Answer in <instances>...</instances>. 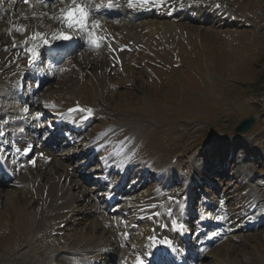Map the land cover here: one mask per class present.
<instances>
[{
	"label": "rangeland",
	"instance_id": "374dc122",
	"mask_svg": "<svg viewBox=\"0 0 264 264\" xmlns=\"http://www.w3.org/2000/svg\"><path fill=\"white\" fill-rule=\"evenodd\" d=\"M11 1L0 0V10L6 13ZM217 1L221 2L216 5H222L223 12L219 10L223 15L205 13L199 18L193 16L189 22L182 21L181 16L176 18V23L164 17L144 20L146 23L155 21L158 26L152 34L147 25L139 27L140 36L133 39L136 41L132 51L111 70L107 52L102 55L104 49L97 50L99 53L90 57L91 46L82 45L77 59L85 62L84 65L92 61L95 67H91L92 73L87 70L83 79L79 71L72 70L76 69L74 67L65 73V64L59 71L60 78L48 84L39 95L41 101L42 97L50 94L77 89L75 87L83 80L91 82L96 72L105 73L108 68L111 84L104 91L99 114L87 136L113 124L119 128L127 127L128 131L144 125L149 135L156 136L153 152L164 157V167L149 169L147 161L142 158L145 156L144 145L141 147L139 142L134 149L124 145L128 147V153L134 151L133 162L126 173V185L120 179L113 182L114 186L123 184L130 192L136 193L134 200L138 199L139 203L153 196L160 187L173 193L172 196L179 201L188 195L187 188L193 187L196 194L194 203L202 202L204 198L214 199L213 206H218L224 197L234 209L244 211L246 202L243 196L248 184L243 185L242 180L245 179L240 176L244 173L243 177L252 185L264 183V0ZM188 3L191 2L188 0ZM18 6L22 10L14 3L11 14L35 13L29 12L33 8L27 3ZM0 43L9 49L12 43V36L4 34L2 29ZM9 49L6 52H10ZM38 107L44 110L43 103ZM133 115L137 117L131 119ZM252 116L256 119L254 127L245 135L237 134L236 127ZM55 145L51 143L49 146ZM58 145L61 151L54 153L69 152L63 143ZM114 149L115 146L108 147L110 154L107 155L119 154L118 145L111 153ZM70 155L58 158L47 172H27L12 186L1 187L4 192L0 193V264H23L26 258L30 264H72L76 260L75 255L66 259L65 253H61L65 239L73 241L80 238L78 234L81 233L84 238H103L102 231L97 229L101 234L94 233L92 228L101 224L98 216L92 222L83 217L86 210H90L89 202L99 200L100 195H95V199L86 198L85 203L77 202L78 208L84 211H74L68 222L54 233L36 234L37 219L31 220L32 228L20 222L27 215L32 218L35 213L37 197L32 190V181L50 183L54 175L65 172L62 162L71 158ZM174 159L178 161L173 163ZM76 165L73 163L69 170ZM159 168L166 169L162 171ZM123 169L121 163L115 170L123 172ZM63 178L74 195L84 192L87 196L92 189L87 184L77 189L75 184L78 180L70 184ZM261 189H264L263 184ZM257 191L263 200L264 193ZM198 205L196 203V208ZM140 210L135 209L129 216L137 219L140 227L146 228L148 225L144 227L139 223ZM86 216L92 217V213ZM231 235L213 245L199 264H230L233 261L236 264H264V227ZM109 256L113 258V255Z\"/></svg>",
	"mask_w": 264,
	"mask_h": 264
},
{
	"label": "bare ground",
	"instance_id": "6f19581e",
	"mask_svg": "<svg viewBox=\"0 0 264 264\" xmlns=\"http://www.w3.org/2000/svg\"><path fill=\"white\" fill-rule=\"evenodd\" d=\"M11 2L12 3L10 4V8L5 11L6 13L0 10V32L2 29L4 34L10 37L12 36V43L11 45L8 44L10 45V49L7 47L6 44L4 45V43H0V134L6 131L9 137L14 133L19 135V131L21 128L28 127L27 119L32 114L33 110L36 109L38 105H41L42 103H43L44 111L48 110L47 112L50 113L52 112L63 113L66 111V109L76 106L77 102L79 103V105L85 106L87 108H93L95 112L97 111L99 112L100 106L102 104V99H104L103 98L104 91L111 84L109 78L110 75L107 76L108 68L105 70L106 71L105 73L100 72L101 74H98L99 72H96L97 74L95 75L93 74L94 76L91 82L83 80L81 85L75 87L77 89L73 88L74 90L67 91L63 94L61 93L58 94L54 92L55 94H50L47 97H43L42 103H38V101L35 100V97L38 96L36 94L37 79L35 78V75L40 73L41 69L38 66V63H32L31 66L29 65L32 62L33 58L35 57L39 58L40 53L45 51L43 44L41 43H44L47 39L51 41H59L60 38H57L59 34H64L66 33V31H68L67 33H70L73 30L79 33L77 28H68L65 24L58 22V20L55 19L60 16L61 8L70 6V0H64V3H61V0L54 1V4L56 5L53 6V2H52L49 3L48 7H44L40 4H35V7H32L34 10L29 11L30 13L35 11V13L29 15L25 13V15H21V16L18 13L11 14V10H13L14 3L16 4V8L17 7L18 9L20 8V6H18L20 5L19 0H12ZM169 2H178L180 5L178 9L174 7L172 9L169 8L166 10L167 12H170L172 15H174L177 12L176 10H178L180 13L181 12L183 13L186 11L188 7H190V5H192V3H188V0H155L154 3H148V0H91L90 7L93 11L91 20L94 22H98L99 24V26L95 28L93 35L94 37L102 38V41L100 42V46L97 47L98 50L104 49L105 51L104 53L107 52L106 54H108L111 58L118 57V55L122 53L124 46H128V43L133 39L139 38L140 36V33H138L139 27L147 25L149 28V33L152 34V32L155 30V27L158 26V23H156L155 21H152L151 23H146L141 21L140 26L133 24L134 22L132 21L129 14L131 11L129 10L131 9L134 15H137L142 11H144L145 9H147L148 7L152 6L153 4L163 3L165 7H167ZM109 4H111V7L108 6ZM97 6H99V11L96 10ZM16 10L14 11L16 12ZM20 10H22V8H20ZM45 13H50L51 16L54 18L48 19L46 16H44ZM155 13H158V11H156ZM34 14L38 17H44V18L39 20H34L32 18ZM24 16H27V19H23L22 17ZM113 18L117 20L112 21ZM141 18L142 17H140V19ZM182 21H186V20L184 19ZM127 22H130L132 24H127ZM171 24L172 23H170V25ZM105 26L106 29L103 28ZM17 28H26L27 31H25L24 34L22 35L19 31L16 30ZM35 32L41 33L42 38L33 40L31 37L32 34ZM83 34L87 36L85 32H83ZM83 34H81L82 37H84ZM106 40H107L106 44L108 43L112 44V49H109L108 47L105 46L104 42H106ZM83 43H85V40H83ZM34 46H36V50L33 51ZM21 48H25V50H21ZM7 49H9L11 53L6 52ZM96 52L98 51L93 49L89 56L90 57L95 56ZM77 56L78 54L72 55L70 57V62L69 61L67 62V64L69 63L68 68H72V67L76 68L72 70L79 71V74H81L82 78L84 79V76L86 75V71L88 70V72L89 71L91 72L95 67L92 66L93 65L92 61H89V63L84 65L85 62L82 63L81 61H78ZM89 56L88 58H90ZM112 61L111 62L114 63V60ZM91 67H93L92 70ZM44 73L47 75L48 78L56 76L54 70L51 73L50 71L48 73L44 71ZM59 78L60 77H58L57 79ZM25 81L27 82V84H29V86L31 85L34 86V89L31 88V93L29 98H27V100L22 99L27 94L22 93L21 90V87ZM135 116L137 117V115H133L130 116V118L133 119ZM7 118H9L10 120L9 122ZM35 119L38 120L37 117H35ZM86 126L87 125L84 126L82 131L85 129ZM122 127L123 126L119 128L115 124L111 126L109 129H102L100 131L101 133L95 136V139H93L94 141L92 140L93 142H91L89 146L86 145L88 146L87 150L89 152H91L93 149L97 150L100 144H104L106 142L116 140L118 143L117 150L119 154L122 155L121 158L123 159L122 162H128L131 153H128L129 152L127 150L128 147L126 148L124 147V145L132 146L133 149L138 145H141V147L144 145V153L145 155L148 154L147 155L148 157L145 159H148V161L151 160L154 169L158 167H164L165 165L164 157L156 156L155 153L153 152V150L156 149V143H155L156 136L154 137L151 134L149 135L146 132L144 125L136 126L133 131H131L132 130L131 127L129 131L127 127L126 128H122ZM130 132L132 134H130ZM37 134L38 132H32L31 129L30 136H32L33 139H30V142L29 141L26 142L30 143V145L33 144V141H35V139L37 138ZM20 136L25 137L24 134H21ZM36 146H37L36 152L45 153V158L41 159V157L39 156L33 159L34 163H38L40 165L39 168L35 169V172L37 174L40 172H45V171L47 172L54 166L58 158L54 156L52 162L48 164L47 159L52 158L54 154L52 153V151L46 148V145H43V147L39 145ZM110 156L111 155L109 154L105 155L104 156L106 157L105 160H108ZM62 164L65 167V172L63 174H57L56 176L54 175V177L50 179V183H42L39 180H33L31 183L32 190L37 197L36 198L37 206L35 208V213L32 218L31 215L30 216L27 215L20 222L23 226L27 225L28 227H31V220L34 219V221H36L37 219L36 234L42 232L47 234L60 230V226L63 223L68 222V219L73 213L77 211H84V209L78 208L77 202L85 203L86 198L93 199L91 196V194L93 193L91 192L90 195L89 193H87V196L86 193L84 192L82 194L80 193V195H74L72 193L71 187L64 182L65 179L63 177H65L66 180H68L69 183L72 184V181L76 179V174L70 173L69 171L70 164H68L66 161H63ZM105 172L106 173L103 172L102 175L104 181L106 178H109L108 167L106 168ZM5 184H7V182ZM82 184L84 183L82 182ZM75 185L77 189L83 187L80 186L81 184L79 182H76ZM120 188L124 190H120ZM105 190L109 191L110 197H115L118 194H122V197L126 198V200L128 201L127 204L130 203L131 200H133L131 198L134 195H136V193L133 194V192L129 193L128 189L124 187H118L117 189L113 190L111 186L110 188H107L106 186ZM115 190L117 191L118 194L116 193ZM1 192H4V190L1 189L0 187V193ZM246 195H248L247 201L248 203H250L251 207L254 204L258 203L259 201H262L261 195L258 193L257 189L255 190L253 187L249 185L247 186ZM152 199L153 201L151 202L148 201L146 203V208L142 209L143 216L145 217H147L146 214L151 215L149 211H152L153 206L160 205L161 204L160 201L162 199L164 200V197L160 198L159 196H157L155 198L153 197ZM227 205L229 204L227 203ZM88 207L90 210H86L87 212L83 214V217L84 219L86 218L90 219L89 222H92L93 219L98 216L99 219L98 222H100L101 224H96L92 228L94 229V233L96 232L101 234L100 232H97L98 231L97 229H99V231H102L103 238L101 239L100 238L98 239L96 237L84 238V234L81 233L82 236L78 234L80 237L78 239H75L73 241L65 240V243H63L64 247L62 246L61 249L62 250L61 253L75 255L76 260L72 264H96L97 261H101L106 258L105 252L107 251H108L107 255L108 256L109 254L113 255L114 260L118 261V264H120V261L125 255H128V262L133 263L134 256L138 255V253H141L142 257L151 255L148 253L154 251V249L157 246L159 237L161 235L169 234V227H164V226L157 229L155 228L152 231L147 230V232L143 235V237H140L141 235L137 237L138 238L137 242L141 243L140 247L139 244L136 245V247L134 248L135 250L132 251L131 253H129L126 250L121 251L119 248H117V246L115 247L114 239H116L117 234L116 233L113 234L111 230H107L105 227L108 221L113 223L118 222L117 219L114 218L111 219V216H113L112 214L118 213L120 214V216H123L122 213L116 212V209L115 211H113V209L115 208L114 206L112 207L104 206V205L97 206L93 202L92 204H89ZM101 208L103 210L105 208L106 211H108L107 215H106V211H102ZM101 212H105V213L102 214ZM91 213H92V217H89L90 215L88 217L86 216V214H91ZM163 217H165L164 214ZM251 218L254 219V213L251 214ZM232 228H235V225L229 227V230H231ZM120 230H121V226L118 228V231ZM113 231L115 230L113 229ZM107 235L109 236L107 237ZM175 236H178V234L172 235V243ZM118 240L120 242L123 241V237H118ZM148 242L150 243V246L144 248L143 247L144 243H148ZM147 249L150 250V252H145V250ZM171 250H172V254L173 253L177 254L176 249H174V245L171 246ZM54 251L55 250H53L51 254ZM54 255L55 254H53V256ZM155 256H159V254H155ZM56 259L57 257L54 258V261ZM29 261L30 260L27 261L26 258V261L24 263L23 262L21 263L30 264ZM230 264H236V263H234L233 261Z\"/></svg>",
	"mask_w": 264,
	"mask_h": 264
},
{
	"label": "snow or ice",
	"instance_id": "6c2138e0",
	"mask_svg": "<svg viewBox=\"0 0 264 264\" xmlns=\"http://www.w3.org/2000/svg\"><path fill=\"white\" fill-rule=\"evenodd\" d=\"M19 2L27 3L31 7H35V4L32 3V0H19ZM35 3L40 4L44 7L49 6L48 0H35ZM61 3H64V0H61ZM90 4H91V0H70V6L61 8L60 16L55 19H57L58 22L65 24L68 28H78L82 32H85L86 35L90 38V43H92L95 47H99L102 38L94 37L93 35L95 28H97L99 24L98 22H94L91 20L93 11L90 7ZM53 6H54V0H53ZM108 6L111 7V4H109ZM96 10L99 11V6H97ZM44 16H46L48 19L54 18L51 16L50 13H45ZM22 18L27 19V16H24ZM32 18L34 20H39V19H43L44 17H38L34 14ZM16 30L19 31L22 35L24 34L25 31H27L26 28H17ZM31 38L33 40L42 38V34L39 32H35L32 34ZM57 38L64 40L69 39L68 36H65L63 34H59ZM83 111L90 112L91 110L84 109Z\"/></svg>",
	"mask_w": 264,
	"mask_h": 264
},
{
	"label": "water",
	"instance_id": "95a60500",
	"mask_svg": "<svg viewBox=\"0 0 264 264\" xmlns=\"http://www.w3.org/2000/svg\"><path fill=\"white\" fill-rule=\"evenodd\" d=\"M256 119L254 117H250L242 121V123L236 128V132L240 134H245L251 130V128L255 125Z\"/></svg>",
	"mask_w": 264,
	"mask_h": 264
}]
</instances>
